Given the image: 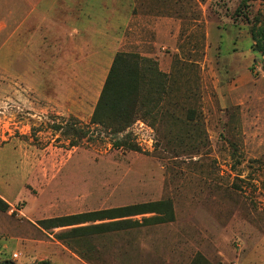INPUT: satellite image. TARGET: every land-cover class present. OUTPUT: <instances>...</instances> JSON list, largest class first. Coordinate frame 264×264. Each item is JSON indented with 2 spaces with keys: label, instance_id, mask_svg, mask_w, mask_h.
Instances as JSON below:
<instances>
[{
  "label": "rangeland",
  "instance_id": "rangeland-1",
  "mask_svg": "<svg viewBox=\"0 0 264 264\" xmlns=\"http://www.w3.org/2000/svg\"><path fill=\"white\" fill-rule=\"evenodd\" d=\"M58 1H73L79 29L93 26L79 32L83 42L55 47L88 58L89 101L50 99L35 92L32 72L7 73L0 61V196L10 204L0 210V264H264V88L256 96L244 84L264 73L252 35L264 26V0ZM26 51L15 65L29 64ZM117 52L166 74L161 98L152 90L130 127L138 149L108 138L67 146L53 115L88 122ZM138 120L153 146L138 141ZM133 204L156 211L72 238L59 234L116 219L38 223Z\"/></svg>",
  "mask_w": 264,
  "mask_h": 264
},
{
  "label": "trees",
  "instance_id": "trees-1",
  "mask_svg": "<svg viewBox=\"0 0 264 264\" xmlns=\"http://www.w3.org/2000/svg\"><path fill=\"white\" fill-rule=\"evenodd\" d=\"M257 49L264 54V26L252 30ZM161 72L156 62L138 54L117 52L106 75L104 84L99 94L90 120L83 121L76 115H53L52 130L57 134V139L62 136L67 140V146H79L87 141L97 139L111 140L116 148L138 149L133 142V131L130 127L139 119L143 107L151 102L150 93H157L160 99L164 84ZM249 176V175H248ZM157 202L153 203V205ZM153 205L133 204L109 209H100L89 212H80L65 216H55L38 221L43 228H56L61 226L76 225L86 221L116 219L131 214L156 211ZM10 204L0 196V210H7ZM153 208V209H152ZM158 216L151 217L158 222ZM130 219H116L108 222L91 224L88 226L74 227L70 231L59 234L66 238L77 237L79 231L96 229L105 232L112 228L125 229L133 223ZM70 243V242H69Z\"/></svg>",
  "mask_w": 264,
  "mask_h": 264
},
{
  "label": "crops",
  "instance_id": "crops-1",
  "mask_svg": "<svg viewBox=\"0 0 264 264\" xmlns=\"http://www.w3.org/2000/svg\"><path fill=\"white\" fill-rule=\"evenodd\" d=\"M72 2L66 4L64 1L65 5H60L61 1L58 0H1L0 61L4 62L2 69L7 73L22 75L32 72L37 80L35 92L48 94L50 99L55 95L62 99L64 95L67 103L81 105L87 103L90 96L88 58L83 54L55 52L59 44L72 45L79 39L83 42L85 36L81 33L93 27L91 24L81 29L77 27L75 13L79 10ZM59 14L62 16L58 17ZM12 46H17L18 50L14 52L10 49ZM29 47L32 48L27 54L29 64L23 57V63L15 65L16 57L26 53ZM75 74L80 81H75ZM250 82L256 86L254 95L262 94L260 90L264 88V73L252 75L244 84ZM73 105L65 109L75 111Z\"/></svg>",
  "mask_w": 264,
  "mask_h": 264
},
{
  "label": "built area",
  "instance_id": "built-area-1",
  "mask_svg": "<svg viewBox=\"0 0 264 264\" xmlns=\"http://www.w3.org/2000/svg\"><path fill=\"white\" fill-rule=\"evenodd\" d=\"M136 125L137 126L135 128V134L138 136V141L141 144L144 141L148 147L153 146V144H154V135L152 134L153 133L152 129L149 126L145 125V123L143 121H141V120H138L136 122ZM144 130L149 133L148 134V139L143 137ZM14 256L18 257L19 253L15 252Z\"/></svg>",
  "mask_w": 264,
  "mask_h": 264
}]
</instances>
